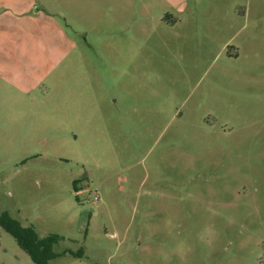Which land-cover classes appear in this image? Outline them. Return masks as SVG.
<instances>
[{
	"label": "rangeland",
	"instance_id": "374dc122",
	"mask_svg": "<svg viewBox=\"0 0 264 264\" xmlns=\"http://www.w3.org/2000/svg\"><path fill=\"white\" fill-rule=\"evenodd\" d=\"M23 1L0 214L64 239L49 264H264V0ZM0 264H35L1 225Z\"/></svg>",
	"mask_w": 264,
	"mask_h": 264
},
{
	"label": "trees",
	"instance_id": "16d2710c",
	"mask_svg": "<svg viewBox=\"0 0 264 264\" xmlns=\"http://www.w3.org/2000/svg\"><path fill=\"white\" fill-rule=\"evenodd\" d=\"M78 181L74 183L75 192L78 193ZM0 225L10 233L31 257L35 264H49L50 261L71 252L59 254L55 251V246L64 239L58 235L40 238L33 228H24L17 221L11 219L7 214H0ZM80 255V254H79Z\"/></svg>",
	"mask_w": 264,
	"mask_h": 264
},
{
	"label": "crops",
	"instance_id": "0c3cea01",
	"mask_svg": "<svg viewBox=\"0 0 264 264\" xmlns=\"http://www.w3.org/2000/svg\"><path fill=\"white\" fill-rule=\"evenodd\" d=\"M168 1H170L171 4L174 7H176L180 13L181 11H184V8L186 7V3L188 0H175V1L174 0H168ZM7 2L10 4H13L14 9H16L17 11H19L21 9V7L23 6L22 4L25 3L23 0H12V1L7 0ZM4 17H6V16H1V18H0V20L2 21V25H4V23L6 22V19Z\"/></svg>",
	"mask_w": 264,
	"mask_h": 264
},
{
	"label": "built area",
	"instance_id": "2783aa9c",
	"mask_svg": "<svg viewBox=\"0 0 264 264\" xmlns=\"http://www.w3.org/2000/svg\"><path fill=\"white\" fill-rule=\"evenodd\" d=\"M99 200H100L99 196L97 194H95L94 201L97 202Z\"/></svg>",
	"mask_w": 264,
	"mask_h": 264
}]
</instances>
